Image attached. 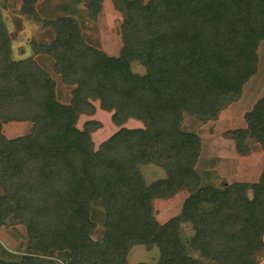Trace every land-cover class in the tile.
<instances>
[{
  "label": "trees",
  "instance_id": "16d2710c",
  "mask_svg": "<svg viewBox=\"0 0 264 264\" xmlns=\"http://www.w3.org/2000/svg\"><path fill=\"white\" fill-rule=\"evenodd\" d=\"M41 0H21V15L56 34L32 42V56L15 60L0 12V229L21 224L27 250L0 264H128L133 246L157 248L156 264H257L263 250L264 175L255 184L201 186L195 170L200 140L182 128L186 117L206 123L239 100L256 74L264 41V0H113L124 19L119 57L87 44L72 16L44 20ZM103 0H84L89 19ZM21 51V50H20ZM47 55L54 72L73 88L58 101L55 80L34 56ZM138 62L147 72L135 74ZM99 109L121 128L98 150L92 130L77 128L81 115ZM247 128L229 132L246 156L247 140L264 149V97L244 116ZM31 123L29 134L6 139L8 123ZM166 178L147 184L142 167ZM187 191L182 212L160 224L154 199ZM249 193L253 196L250 198ZM104 214V234L93 239V209ZM194 231L192 257L181 227ZM145 264V263H140Z\"/></svg>",
  "mask_w": 264,
  "mask_h": 264
},
{
  "label": "rangeland",
  "instance_id": "374dc122",
  "mask_svg": "<svg viewBox=\"0 0 264 264\" xmlns=\"http://www.w3.org/2000/svg\"><path fill=\"white\" fill-rule=\"evenodd\" d=\"M73 1L74 0H41L42 3L39 15L44 20H53L67 16L68 13H66L64 9L67 8L69 4L73 3ZM144 1L148 2L149 0ZM20 9L21 0H0V12L12 40V56L15 60H22L32 56V42H36L37 44L51 43L56 36L54 30L51 28H44L42 22L38 24L33 18L21 15ZM77 10H75V12H77ZM79 10L83 11V16L76 15L78 19L74 18L80 25L81 35L84 41L110 57H119L123 48L121 26L124 17L122 13L115 8L113 0H103L102 11L95 20L89 19L84 4L83 7H79ZM81 17H84V20H79L82 19ZM34 57L38 64L55 80L58 101L63 104H69L72 99L73 88L65 85L62 78L55 74L53 70L54 61L52 58L47 55H38ZM131 70L138 75H145L147 72L146 68L138 62L131 64ZM263 97L264 41L260 43L258 48L256 74L245 84L239 100L229 105L225 111L222 112V116L224 115L223 118L226 119L229 124L225 126H221L224 122L217 124L216 121H218L219 118L201 123L195 120L196 118L186 117L185 123L182 126L185 131L195 134L200 140L201 147L199 150V157L195 162L194 168L198 173L201 186L204 187L206 185L223 188L227 184L236 183V181L239 183L247 182L254 184V181L258 180L259 182L261 180L264 175V149L259 143L247 140L246 145L249 150L246 156L241 155L237 151L242 159L243 167L241 168L242 172L239 178L237 176V173H239L237 166L240 164L238 158L236 162L232 159V161L228 163L218 162L216 164L215 160L211 161V157H213L211 154H216V152L211 147V141L213 139L210 136L215 133L213 128L216 125L223 127L222 136L230 139H232L229 134L231 130L247 128L248 125L244 118L245 114L250 112L255 104ZM94 105L99 107V102H94ZM225 112H227L226 115L224 114ZM89 121H97L100 124L99 129L98 127L94 128L91 134L96 150L121 128H144V124L140 120H128L123 126L117 127L112 122V113L102 110L100 112L97 111L93 116L81 115L78 118L76 126L82 131ZM10 124L11 123L5 124L2 129V133L6 139L25 136L31 132L33 127V124L26 123V129L23 127L19 130L20 127H12ZM205 143L207 146H205ZM247 166L252 168L251 171L256 167L258 168V166L259 169L257 172H251ZM141 171L148 185L167 177L163 169L153 164L142 167ZM256 173L257 176H254ZM3 195L4 192L0 189V197ZM249 196L252 198L253 194L249 193ZM188 197L189 193L187 191H182L181 194L179 192L171 199H154L153 208L157 221L160 224H165L172 218L180 215ZM92 218L93 221L96 222V229L92 237L94 240H100L104 234L103 210L100 207L94 208ZM193 236L194 231L192 227L189 224H183L181 227V237L187 246L189 254L192 257L201 259L199 253L192 252L191 250V240ZM27 240V230L25 226L21 224H11L9 227L0 229V258L9 257L10 259H21L22 253L27 250ZM8 241H13V245L9 246ZM159 258L160 253L157 248L147 250L144 246L136 245L132 247L128 255V264H156ZM256 261L257 264H264V248L256 255Z\"/></svg>",
  "mask_w": 264,
  "mask_h": 264
},
{
  "label": "crops",
  "instance_id": "0c3cea01",
  "mask_svg": "<svg viewBox=\"0 0 264 264\" xmlns=\"http://www.w3.org/2000/svg\"><path fill=\"white\" fill-rule=\"evenodd\" d=\"M41 3L42 2H40L38 4V6H37V10H38L39 13H40ZM83 4H84V0H74L73 3L68 5V7H67L68 9L67 8L64 9L65 12L68 13L67 16H72V17H75L76 19H78L76 15H80L81 16L83 14V11L79 10V7H83ZM75 10H77V12H75ZM81 18L82 19H79V20H84V17H81ZM99 110H100L99 107H97V111L98 112L101 111V110L100 111ZM224 114L226 115L227 112H225ZM223 116H222V113H221L218 121H216L217 124H221V123L224 122L221 126H223V125L225 126V125L229 124L228 121L223 118ZM130 121H136V120L130 119ZM10 125L12 127H14V126L15 127H20L19 130L21 128H23V127H25V129H26V126H27L26 123H11ZM213 129H214V132H215L213 135H215V136H213V135L210 136L214 140V141L213 140L211 141V144H212L211 147L216 152V154L215 153L213 155L211 154V156H213V157H211V161L215 160L216 164L218 162H221V163H225L226 162V163H228V162H231L232 159H234L235 160L234 162H236V159L238 158V161L240 160V164H238V166H237L238 167L237 169H238V172H239V173H237V176L240 178L241 172H242L241 168H243L242 167V159L238 155V152L236 150L235 142L232 139H230V138L222 136L223 127H219L218 125H216V126H214ZM203 145H204V143H203ZM205 146H207L206 143H205ZM212 158H214V159H212ZM238 161H237V163H238ZM209 162H210V160H209ZM247 167L249 168V166H247ZM216 169H218V168H216ZM251 169L252 168H249V171H251ZM258 169H259V166H258V168L257 167L254 168L251 172H253V171L257 172ZM254 176H257V173ZM256 182H258V180L254 181L253 183L255 184ZM249 184H251V183H249ZM180 194H181V192H180ZM8 243H9L8 244L9 246L13 245L12 244L13 241H8Z\"/></svg>",
  "mask_w": 264,
  "mask_h": 264
}]
</instances>
